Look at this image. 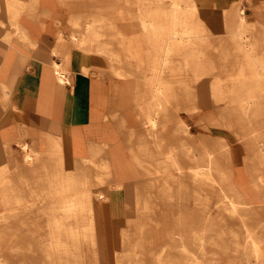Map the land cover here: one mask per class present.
Returning a JSON list of instances; mask_svg holds the SVG:
<instances>
[{"label": "bare ground", "instance_id": "obj_1", "mask_svg": "<svg viewBox=\"0 0 264 264\" xmlns=\"http://www.w3.org/2000/svg\"><path fill=\"white\" fill-rule=\"evenodd\" d=\"M115 1L129 2L130 8L87 12L78 0H0V47L6 49L0 62L7 63L12 49L35 46L27 29L30 22L42 17L59 21L55 6L64 4L66 26L57 30L51 51L62 57L61 63L52 62L56 78L62 83L69 82V75L134 78L133 110L149 126L144 136L130 132L123 137L140 179L126 172L121 160L112 169L104 144L93 141L91 157L79 163L64 152L65 144L52 139L44 151L20 143L22 160L33 168L13 171L16 186L10 171L0 168V203L5 208L0 212V264H10L5 234L11 226L15 231L18 226L44 230L33 240L42 255L38 264H149L147 249L159 237L165 243L149 251L151 264H224L238 253V264H252L229 226L208 239L204 227L200 232L191 227L195 221L190 213L183 218L184 212L173 210L192 200L195 208L209 211L211 197L202 189L210 185L216 188L214 220L219 224L223 212H246L264 220V13L249 14L235 4L206 14L224 21V35L214 37L200 23L194 0ZM116 19L130 21L128 32ZM79 54L100 55L107 66L82 61ZM23 55L17 65L24 62ZM207 106L220 111L221 124L232 130L227 137L235 143L232 149L226 141L204 137L197 150L184 144L186 155L199 152L196 163L189 165L181 160L184 145L177 138L188 124L175 114L200 113ZM169 123L175 127L165 131ZM197 123L206 126L202 118ZM10 153L8 144L0 145V160ZM127 175L130 179L122 178ZM249 180L263 193V203L246 194L242 182ZM151 222L163 228L172 224L159 236L147 227ZM226 235L227 244L218 242L226 241ZM246 238L254 264H264V236L249 233ZM18 264L37 262L28 257Z\"/></svg>", "mask_w": 264, "mask_h": 264}, {"label": "crops", "instance_id": "obj_2", "mask_svg": "<svg viewBox=\"0 0 264 264\" xmlns=\"http://www.w3.org/2000/svg\"><path fill=\"white\" fill-rule=\"evenodd\" d=\"M194 2L199 12L200 23L208 34L214 37L224 35L220 31L224 21L206 14L213 15L235 4L247 10L249 14L258 11L264 13V0H194ZM68 3L73 5L71 2ZM66 7L64 4L55 6L61 16L57 22L49 17L32 20L27 29L30 38L36 42L35 46L26 50L12 49L8 54L7 63H2V60L0 62V145L8 144L11 147V153L0 160V168L10 171L16 186L18 183L13 171L18 168H33L32 164H26L22 160L20 143L25 142L36 150L44 151L49 145V139H52L63 146L65 144L64 152L81 163V160L91 157L89 145H93L94 141L104 144L106 159L112 169L114 164L117 167V161L121 160V167L128 173L132 171V175L140 179L139 172L136 170L135 173L137 168L131 162L130 150L123 138L130 132H133L134 136H144L149 129V126L143 123L141 114L133 110L135 79L118 80L108 75L93 74L86 78L74 79L69 75V82L62 83L55 76L52 62L61 63L62 57L51 51L57 42V30L66 26L62 17ZM112 7L127 10L130 8L129 2L116 1L107 9L110 11ZM109 11L107 10V13ZM261 20L264 21V17ZM116 21L117 25H121L122 29L128 32L129 20ZM22 52L26 57L22 65H17L18 58L23 55ZM5 53L6 49L0 47V58L3 59ZM40 54L45 59L42 62L36 58L41 56ZM94 56L100 57L101 59L97 60L103 61L102 56L97 54ZM79 58L82 59L81 54ZM104 62L105 65L101 64L102 67L107 66V61ZM175 115L184 120L178 117L177 113ZM120 121L122 123L119 125ZM174 127L175 123H169L165 131H170ZM122 178L130 179L128 175ZM24 197L27 198L26 194ZM4 210L0 203V212ZM20 210L31 212L28 209ZM229 227L235 230L236 225L232 226L229 223ZM225 229L221 228V232ZM238 261H240L238 256H230L224 264H238Z\"/></svg>", "mask_w": 264, "mask_h": 264}, {"label": "rangeland", "instance_id": "obj_3", "mask_svg": "<svg viewBox=\"0 0 264 264\" xmlns=\"http://www.w3.org/2000/svg\"><path fill=\"white\" fill-rule=\"evenodd\" d=\"M112 2H115V0H80V1L78 0L79 5L81 6L80 8L83 11H87V12H93V10H100L101 7L106 8V10L109 11L107 7L112 6ZM72 3L73 2H71V4ZM97 59H101V58L98 56L93 57V55L92 56L82 55V61L94 63L95 65L96 64L105 65L104 58H103V61L97 60ZM177 114H178V117H181L182 119H184V121L188 124L187 131L178 132L177 134L178 140L179 139L183 140L182 141L183 145L185 144V145L191 146L192 148L196 147V150H197L198 143L200 142V140H202L205 137L210 140L211 139L220 140L219 142L226 141V143L230 146V148L233 147L235 143V139L227 137L228 133L230 134L232 130L221 124L223 123L222 116L220 115V111H217L215 108L211 106L210 107L207 106V107H204L200 113H193V114H189L183 110H179ZM200 118L204 119V121L206 122V126L203 127L197 123V121ZM207 122H208V126H207ZM213 123L217 125V128H212L211 125H213ZM185 145L181 149L182 150L181 160L183 162L189 163V165H194L196 163V161L194 160L195 156L198 157L197 154L199 152L193 150V152L192 151L189 153L187 152L188 154L186 155V152H184L185 151L184 149L186 148ZM178 148H181V147L178 146ZM197 163L200 164L199 162ZM242 167L244 169V166ZM242 183H244L243 184L244 190L249 197L253 198L257 202L263 203L262 194L264 192L260 194V192L257 191L256 185L252 184L250 180L249 182L243 181ZM189 185L190 187H193V183L190 182ZM202 192L210 194L211 198H210V204H209L210 206L209 211H206V210L204 211L200 208H195L193 201L190 200V201L181 203V206H179L177 209H174L173 212H178V213L181 211L184 212L182 214L183 218H185V213H190V216H192L195 221L192 224H190L191 227L195 228V230H198V232L203 230V227H204V231H206L205 235H206V238L208 239L210 235L214 236L215 234H218V235L221 234V228L223 229L225 225L229 226V223L232 224V226L233 224L236 225L235 230H236V233L238 234L239 242L241 245L244 246L242 247L244 251L247 252L246 258L249 261H251L252 264H254L256 260L254 259L251 253L252 248L249 247L250 243H249V240H247L246 236L249 233L252 236H255L256 234H262L264 236V224H263L264 220H262L263 218L258 217V216L257 217L247 216L245 215L246 212H243L239 216H232L229 214V212H225V213L223 212L224 214L222 213L221 215L222 221L219 224L217 221L214 220L216 216V212H217L216 188L210 185H207V186L205 185L204 189H202ZM175 216L173 217V220L176 218ZM171 224L172 223H170L167 227L165 226L166 228H163V226L159 222L158 224L157 223L154 224L153 222H151V224H149L147 227L153 230L155 229L156 231H159L158 234H160L159 236H161V234H165L167 233L168 230H170ZM8 230L9 231H7V233L5 234V237H7L6 245L8 246L7 249L5 250L6 255H7V261L10 264L26 263L27 258L29 257L31 261H35L38 264L42 255H41L40 250L36 248L35 246L36 243H33V240H35V237L37 238L41 237L44 234V230L41 229L37 231L36 230L29 231L25 227H20V226L17 227L16 231L13 229L12 226L9 227ZM148 234L152 235L153 231L149 232ZM21 236H23V238H21ZM159 238H156L155 241H152V243L150 244L151 248L147 249L148 253L146 254L144 259L147 262H149V264H151V262L154 260V257L152 256V254H149V251H151V253L155 252L161 247V245L165 243L163 240ZM176 241L174 242V244L178 243V241L177 242ZM218 242L224 243L225 241L224 239L222 240L220 238ZM226 242L228 243L227 235H226ZM82 247L83 249L86 248L84 245ZM237 256L239 257V259L242 258L240 253H238ZM244 257L245 256H243V258ZM124 259H128V257ZM176 259L177 258L175 257L174 260Z\"/></svg>", "mask_w": 264, "mask_h": 264}]
</instances>
